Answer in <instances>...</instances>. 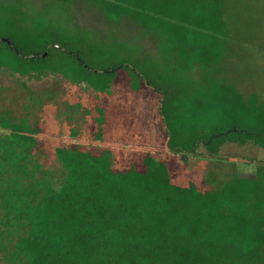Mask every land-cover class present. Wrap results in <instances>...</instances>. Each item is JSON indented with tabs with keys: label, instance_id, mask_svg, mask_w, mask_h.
I'll return each instance as SVG.
<instances>
[{
	"label": "trees",
	"instance_id": "trees-1",
	"mask_svg": "<svg viewBox=\"0 0 264 264\" xmlns=\"http://www.w3.org/2000/svg\"><path fill=\"white\" fill-rule=\"evenodd\" d=\"M230 20L226 0H0V70L109 96L123 70L131 90L162 96L170 153L219 158L227 144L264 148V103L233 82ZM41 132L0 116V264H264V164L209 190L176 182L148 146L119 168L105 149L68 145L54 150L56 184Z\"/></svg>",
	"mask_w": 264,
	"mask_h": 264
},
{
	"label": "rangeland",
	"instance_id": "rangeland-1",
	"mask_svg": "<svg viewBox=\"0 0 264 264\" xmlns=\"http://www.w3.org/2000/svg\"><path fill=\"white\" fill-rule=\"evenodd\" d=\"M226 7L231 19L230 27L236 28L231 31L234 35L232 40L242 48L237 49L240 54L236 63L237 67L241 64L243 68L238 67L240 70L237 72L252 80L253 85L244 88H253L254 93L259 94L260 101L264 103V0H226ZM85 16L88 17V14ZM89 20L86 22L81 17L77 19L79 24H94L93 17ZM237 28L240 29L239 32ZM231 70L234 72L233 67ZM120 74L126 76L123 70L119 71L118 75ZM127 80L121 84L126 88ZM116 88L117 86L113 87L109 96L89 89L85 84H71L61 75H45L39 79L27 76L20 78L1 69L0 116L17 122L24 119L41 128L43 145L39 157L56 184L63 180V174L54 150L56 147L68 145H81L87 150L97 152L105 149L114 155L115 164L119 168H129L135 164L143 155L138 154L142 152L141 147L148 146L153 151L157 149L156 155L169 164L176 182L186 183L192 180L209 190L221 187L235 175H252L264 164V148L254 145L224 146L219 158L213 159H209L206 150L201 148L202 154L190 159L188 163L181 156L168 151L166 138L159 144L143 145V141L135 136L136 131L123 123L125 120L139 126L144 122L140 116L134 118L135 112L129 105L132 99H136L137 94H120ZM101 107L106 114L103 126H99L97 113ZM96 108L100 110L97 109L96 112ZM151 119L154 124L152 117ZM102 129L104 141L98 136ZM133 143L138 148L132 147L134 149L131 152L125 145ZM201 155L208 158H202Z\"/></svg>",
	"mask_w": 264,
	"mask_h": 264
},
{
	"label": "crops",
	"instance_id": "crops-1",
	"mask_svg": "<svg viewBox=\"0 0 264 264\" xmlns=\"http://www.w3.org/2000/svg\"><path fill=\"white\" fill-rule=\"evenodd\" d=\"M234 37V35H232ZM127 80L125 75H118L117 79L114 82V86H117V92L120 94H124L126 92H131L133 94H137L135 97L136 99H132L131 107L133 112H135L136 116L144 117L146 116L149 120L147 125L143 122L139 124V126H134V130L136 131L135 136L140 139V141L145 144H159L163 141L164 138L167 137L163 136L166 133V130L163 128V124L161 121V101L162 96L155 92L154 90L150 89L147 85L142 83L141 88L139 90H131L130 88V81L127 80L128 88L126 86L121 85ZM238 89L245 95H249L250 93H254L253 88L245 89L246 86H252V80L245 78L244 76L236 77L233 81ZM254 82H257L254 81ZM259 95V94H258ZM260 97V96H259ZM151 117L153 118L154 124L151 123ZM119 123H121L120 119H117ZM141 125V126H140ZM167 144V143H166ZM232 145V144H227ZM225 145V146H227Z\"/></svg>",
	"mask_w": 264,
	"mask_h": 264
}]
</instances>
